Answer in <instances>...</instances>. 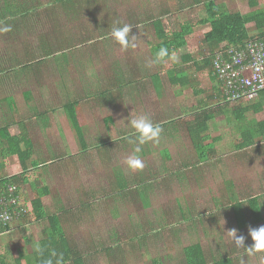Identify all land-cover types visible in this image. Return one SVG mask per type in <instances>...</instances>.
I'll use <instances>...</instances> for the list:
<instances>
[{
    "label": "rangeland",
    "instance_id": "rangeland-1",
    "mask_svg": "<svg viewBox=\"0 0 264 264\" xmlns=\"http://www.w3.org/2000/svg\"><path fill=\"white\" fill-rule=\"evenodd\" d=\"M22 1L29 3V5L26 6L29 13L33 9V5L37 7L36 12L30 13L32 17H28L24 20V18H20L18 15L16 17H11V14L7 11L4 12L6 10L5 7L11 4L18 6ZM38 1V3L32 4L31 0H0V11H3L5 15L1 17L0 21H3L4 24L10 22L7 25H11L12 27L10 32L0 34V61L3 63H7L10 56L19 57L21 61H25V58H23V56H25L23 55L24 46L28 45L30 51L35 52L34 49L38 50L43 40L51 42V39L54 37L60 39L62 32L58 34L59 28L71 32H78L80 31L79 28L81 27L82 21L84 23L87 22L89 18H92L93 21L97 23L104 15V12L100 16L98 11H94L93 15L96 16V21L86 6L78 11L79 13L77 16H68L65 10L59 8L54 11L56 15H58V18H52L50 21L49 17L51 15H48L47 12L44 11V7L48 4V0ZM170 1L171 0H112L109 4L108 21L120 22L122 26L123 24L132 25L135 19L144 20L146 17L150 16L151 19L159 18L164 14V11L168 10L169 5H171ZM203 1L206 0H197L196 2L202 3ZM215 1L217 4L224 3L226 8L231 12L238 11L246 14L251 11L247 0ZM257 1L258 7L255 8V10L259 9L264 11V0ZM172 2L177 5V8L182 5L181 7L184 10L181 12L178 11L179 13L170 17H173L177 21V24L184 22L190 23L194 28V33L187 38L186 49L176 55L178 57L177 61L174 62L170 60L161 65H157L158 63H156L149 67L151 70L156 71L159 69L162 71L180 65L182 63L181 55L185 53L190 54L193 59H200L203 56L209 55L208 48L202 44V39L207 28L206 26L198 25V23L206 17L202 5L195 3V0H172ZM37 12L40 13L38 19L35 16ZM163 20V24L166 26V29H168L169 26L166 24V19L164 18ZM142 30L149 34L147 37L150 45L158 43V39H156L153 28L150 25L144 26ZM249 31L251 35L255 34L254 28ZM131 32L133 34L134 31ZM133 35L139 36L137 32ZM150 35L151 37H149ZM111 43L113 44V40H110L108 45H111ZM136 43L139 45L141 41L137 39ZM117 45L116 47H110L112 50H108L106 46L98 40H92L89 44L84 45L77 43L76 47L71 49V53L68 51L66 54H60L61 62L56 59L46 64L51 70L43 72L41 70L37 71L38 68L33 67L35 71L29 69L22 75L13 74L14 71H12V73L7 71L0 75V78L5 80L0 82V125H4V123H9L13 120L12 113L8 109L7 102H5V98L10 96L15 98L20 112L26 111L28 109L26 108L27 106H35V108L38 107L40 110H45L46 112L43 121H46L47 126L52 131L51 134H46L42 125L36 126L29 132L32 137L38 140L41 139L40 141L44 140L45 144L41 145L40 149L44 152L45 157L39 158L33 156L31 161L37 168L36 170L29 169L27 171V176L31 182L36 175L35 172L43 168L38 167L40 163H46L51 160L54 161L50 163V167L47 168V170H51L53 174L52 178L46 177L44 180V184L51 190V195L48 199H45L44 202L46 203V210L49 213L62 211L60 213L61 217H65V220H67L65 223L63 220L64 230L66 234L73 239V242L78 244H80L84 238L93 236L101 238V240L105 241L107 244L115 241V245L119 248L120 240L119 238L112 240L113 232L119 227L122 228L123 223H127V220H129L128 223L131 226H137L142 230L145 229L146 232L149 230L151 231V234L147 235L145 238L149 241L148 245L140 247V249L139 247L137 248L138 245L136 246V244H141V234L140 236H134L135 240L131 242L133 246V263L128 259H121L122 256H118L117 254H115V256L121 258H116V260L107 259L104 254H91L89 258L84 260L85 264H156L155 262L161 264H179L182 258V249L194 243H199L206 251H208L209 248L213 252H219L217 255L218 257L235 258L234 264H264V251L255 252L253 254L246 253L245 249L235 245L230 234L227 232L231 229H236L237 235H244L245 243H247L248 239H251L248 234L249 229L261 226L254 224L248 213H245V226L243 229L238 228L236 222L232 218L233 216H224L215 213L214 221L216 219L219 223L213 224L204 222L207 221V218H202V223H200L197 214H193L195 217L194 222L173 226L164 235L159 237L154 236L153 229L155 227L162 230L160 229L163 220L161 215H163V212H166V210L171 211L176 206V200L182 199L195 209L197 213H202L203 210L207 208L211 209L215 206L214 200L217 203L219 200H221L220 202L222 203L224 202L221 198L222 192H227L226 182L230 180L232 184H234V192L237 193L240 198L246 194H264V152L262 150L264 142L258 141V139L255 140L254 146L244 151L246 156V159H244V157L241 156L243 152L235 148L241 141V129L239 128L241 124L229 126L228 122H233V118L231 113L228 114V112L225 116L228 114L229 120L227 121L224 119V116H220L210 124L209 131V134H212L211 138L221 136L220 141L214 142V149L217 154L222 155L221 162L225 161L231 166L229 172L222 175L223 179L218 176L215 180L210 176L206 179L205 175H211L212 177L213 175L212 173H205V185L200 181L199 184L201 183V186H198L190 177L185 176L186 173H183L182 177L179 176V178H174L172 180L166 179L169 177L168 174H156L157 169H155L156 166L154 168L153 164L156 162L159 151L164 149L169 150L172 159L170 162L168 161L167 167L175 171H179L181 166L180 162L184 160L188 153L191 152V154H193V146L187 134L186 137L183 135H175V138L169 137L165 139L160 137V142L158 144L149 142V144L145 146L147 150L143 151L142 149L139 153L144 164H148L145 165L144 168L154 170L150 174V178L151 176L154 178L152 182H157L155 188H153L154 183L151 184V190L143 192L145 197L142 198L139 204L129 206V200L119 201L117 203L114 202L115 206L118 205L120 209V215L115 219L111 216L110 212L113 208L111 207L112 204L108 206V209L106 208L107 212L104 213V216L103 214L99 216V219L95 217L89 218L88 215L84 216V218L79 221L74 219L73 216L75 215L71 213L79 207L73 205H77L75 202L80 200L79 196L83 185L93 184L100 187L103 186L108 191L109 182L111 180L110 168L114 169L115 167L120 171L125 168L126 164L124 161L132 154L135 146L131 147L127 145L128 141L125 137L121 136L117 140L103 143L104 147L108 144L106 148L114 155L113 162L108 161V163L100 169L91 167L89 170L86 169L80 172L76 169H63V154L66 157L78 151L77 140L73 133V129L62 109L63 103L69 100V96L65 89L66 87L64 88L65 82H68L67 77L72 81L71 91L73 92L74 90L78 93L77 95L73 92L77 100L80 99L79 95L81 94L90 95L91 93L95 94L99 92V89L107 83L111 85L109 87V93L111 92L113 96L114 94L115 96L119 95L120 98L104 97L100 98L98 103L94 101L87 102L85 100H83L82 104L80 103V109L81 107L83 108L87 120V125L83 128V131L85 132V139L89 144H94V138L96 140L97 136L99 137L97 145H103L100 143L108 140L106 133L101 135L104 129V118H113L115 123L113 127L114 130H125L129 127L127 120L137 115L149 114L153 116L156 111L164 113L170 106L177 108L180 104L186 105L183 110L186 115V111L188 110L187 107H190L194 103V98L191 95L192 89L190 87L179 89L173 85L165 84L160 92H158L160 94H155L150 91V89L149 92L145 91V86L138 90L135 86V88H127L124 85H118L119 83L117 79H115L116 77L114 79L112 78L111 68H117L119 61L126 60L129 62L130 58H127L131 56H133L136 61H138V57L143 60L146 54L137 55L136 51L134 52L135 54H133L131 48L122 50L120 45ZM96 51L100 53L99 56L94 55ZM148 56L150 57L149 54ZM17 59L18 58H16V60ZM151 60H153V58H150L149 61ZM149 61L147 60L145 63L146 66ZM64 66L66 68H64ZM102 70L106 71L101 72ZM191 70L193 71V68ZM124 72L128 71H121V73ZM139 72L140 75L141 71ZM134 77L138 80L137 72L134 74L133 80ZM161 78L162 81L165 80V75L163 73L161 74ZM197 81L205 92L206 90L207 92L211 91L210 87L212 84L209 80L207 71L197 76ZM150 88L154 89L153 85ZM26 92H31V100L28 102L22 96L24 95L23 93ZM97 104H100L101 108ZM235 105L236 104L230 103L231 108ZM50 109L53 110L49 113L48 110ZM19 116L21 115L16 116V119L21 118ZM245 119L246 122L264 121V110L260 114L248 112L245 115ZM40 120L42 122V119ZM34 123L40 124L34 121L31 123L29 122L27 124L29 131L30 125ZM11 133L15 134L13 128L11 129ZM49 140L50 142H48ZM207 143L212 144L210 140L207 141ZM46 145L49 148L47 151L43 149V146ZM256 145H258V151H255ZM2 148H4V145L1 144L0 165L3 166L0 168V174L5 177H10L21 171L20 165L13 157L3 158L1 155ZM78 168L79 167H77V169ZM63 172L66 173V175L62 174ZM179 173H181V170L178 174ZM175 176L176 175L173 177ZM166 180H168L166 187L160 188L159 184L161 185V183H163L162 181ZM157 186H159V188ZM20 191L24 202L29 204L33 199L31 185L20 186ZM138 191H140V189ZM135 196H137V194H135ZM229 197H231V194L228 195V198ZM243 198L244 197L241 199L242 201H244ZM99 199L101 202L100 204H102L103 199L106 198L100 197ZM144 200L146 201L144 202ZM113 201L106 199L108 203ZM144 206L147 207L143 209ZM130 211L132 213H130ZM262 213L264 216V206H262ZM146 219L149 221L145 222L144 220ZM197 222L199 223L198 228L193 224ZM47 225L48 223L46 220L41 222L35 221L30 213L26 215L24 221H15L12 224L13 231L9 234L0 236V257H2L4 261H8L9 263L7 264H15L17 259L15 256H18L20 260L24 262L22 264H37L34 252L37 249L39 240L43 237L41 231ZM175 234L177 235L175 236ZM108 260L113 262L109 263Z\"/></svg>",
    "mask_w": 264,
    "mask_h": 264
},
{
    "label": "trees",
    "instance_id": "trees-1",
    "mask_svg": "<svg viewBox=\"0 0 264 264\" xmlns=\"http://www.w3.org/2000/svg\"><path fill=\"white\" fill-rule=\"evenodd\" d=\"M112 0H48V4L45 5L44 11L47 12L49 20L52 18H58V15L54 11L61 8L65 10L68 16H77L78 11L83 9L84 6L88 8V10L92 13V17L96 20V16L93 15L94 11H98L99 15L104 12V15L97 23L93 21L92 18H89L87 22L82 21L80 31H68L66 29L59 28V32H62V36L60 39L58 37H54L51 39V42L44 41L39 46L38 50L34 49L35 52L30 51V47L28 45L24 46L23 58L25 61H21L19 57L10 56L8 62L0 61V75L9 71V73L13 74H24L29 69L38 68L37 71H47L51 70L46 66L52 60H56L61 62L60 54H66L68 51L71 53V49L76 47V44H89L93 41H101L102 44H105L106 47H109V41L113 40L110 36L111 29L113 26H121L120 22H109V4ZM197 4H201L206 17L203 18L198 25L206 26L207 31L204 34L202 39V44L207 47L209 55L203 56L200 59H193L190 54L181 55L182 63L177 65L171 69L165 70H151L147 68L145 72L142 73V80L136 79L134 77L133 80V68L130 65V62L123 61L118 62L117 68H111L112 78L117 79L118 85H124L130 87L144 88L145 91H149L152 85L156 93L160 92L163 85H173L179 89H185L190 87L195 95L201 96L205 91L200 88L197 76L207 71L209 75V79L216 82V86L212 89V96L206 95L203 98H198L197 102L191 107H188V111L186 115L184 112L180 115L173 110L169 109L164 115L165 120L160 123V127L162 128L161 135H165L166 137L175 138V135H183L190 140L193 146V154L188 153L184 160L180 162L181 173L178 174L179 171L170 170L167 167V164L157 166L156 174L163 175L168 174L169 177L166 179H174L182 177L183 173H186L185 176L190 177L192 181L195 182L198 186H201V181L203 185H205L204 180L208 176L213 178L220 177L223 179L222 175L227 174L231 168L229 163L222 161L220 154H217L214 149V142L220 141L221 136L211 138L212 134H209L210 124L213 120L219 118L220 116H224L225 120H229L228 114L231 113L233 122H228L229 126L231 125H240L241 129V141L235 146L236 150L242 151V157H246L244 151L253 147L255 144V140L264 142V121L261 122H253L245 120V115L248 112H252L253 114H260L264 110V94L260 97L259 101L251 104H236L235 106L230 107V103L224 102L221 100L220 96L222 95L220 90L222 89V82L219 81L218 74L215 71L216 63H219L216 60V55L221 56L223 60H227L228 53L230 51H243L245 46L249 44L250 41L253 40H261L264 38V11L263 10H255L258 7L257 0H247L248 6L251 8L246 14L235 11L231 12L226 8L224 3H215V0H206L202 3L196 2ZM38 0H31V3L36 4ZM171 5L167 11H164L159 18L146 17L144 20H134L132 25V30L136 33V31H141L144 26L150 25L153 28L156 39H158V43L151 47V58L155 59L156 53L159 51L161 47L167 48L169 53H175L177 55L181 51L186 49L187 46V38L193 35L194 28L190 23H181L177 24V21L170 17L172 15L183 11L184 9L180 5L177 8V5L170 1ZM21 4L18 6L9 5L5 7L4 12H8L11 14V17H16L17 15L20 18L27 19L28 17H32L30 15L31 12H36L37 7L33 5V9L29 13L28 8L26 6L29 3L20 2ZM168 3V1H167ZM23 11V12H22ZM179 11V12H178ZM22 12V13H21ZM40 13H35L36 18H39ZM5 16L3 11H0V20L1 17ZM35 18V17H33ZM31 18V19H33ZM166 19V26L163 24ZM97 21V20H96ZM10 23V22H9ZM6 23V24H9ZM131 25V24H130ZM83 26V28H82ZM254 28L255 34H250V29ZM75 32V33H74ZM79 33V34H78ZM131 33V32H130ZM77 40V41H76ZM258 40V41H259ZM95 43V42H94ZM247 43V44H246ZM115 47V46H114ZM40 49V50H39ZM97 52V51H96ZM16 58H18L16 60ZM171 59L165 57L163 61L158 62L157 65H161ZM7 64V66H6ZM19 66V68H18ZM16 67V68H15ZM34 67V68H33ZM193 68V71L191 70ZM64 68H66L64 66ZM58 70V69H55ZM122 70H126L128 72L121 73ZM137 70V69H136ZM191 70V71H190ZM35 71V70H34ZM106 70H102L101 72H105ZM59 72V71H55ZM35 73V72H34ZM165 75L164 83L161 78V74ZM68 82H65L64 88L66 89V93L69 96V100L62 105L63 111L66 113L72 129L76 135L77 144L81 148H86V140L82 133V127L84 126V120L80 116V100L83 95H79L80 99H76L73 95L78 93L73 90L71 91L72 84L71 79L69 77ZM5 81L0 78V82ZM140 81V82H139ZM144 82H148L146 85ZM68 85V87H67ZM109 83L105 84L99 89L98 94L95 96L96 99L104 98V97H116L109 93ZM134 87V88H135ZM144 91V90H143ZM139 92V91H138ZM22 95L25 100L28 102L31 100V92L23 93ZM89 98L88 94H86ZM5 102H7L8 109L12 113L13 120L9 123H4V125H0V145H4V148L1 149V155L3 158L13 157L17 163L20 165L21 171L17 174H13L10 177H5L0 174V184H12L16 186L18 189L20 186L31 185L33 199L32 202V214L35 221H43L46 220L48 225L44 227L41 231V235L43 236L37 245V249L34 252L35 259L37 264H48L51 261V264H85L84 260L89 258L91 254H104L107 259L116 260L120 259H128L131 263L134 257L133 255V246L131 242L134 239V236H140L141 244H136L137 248L145 247L148 245V242L145 238L147 235L151 234V231L148 232L138 228L136 226H131L127 220V223H123V227H119L114 230L112 240L119 238L120 246L118 248L115 245V241L109 242L107 244L105 241L101 240L99 237L89 236L88 238H84L83 241L78 244L73 242L64 230V223L67 222L65 217H61L60 212L57 213H49L46 210V207L43 206L42 198L50 195V190L44 184V180L47 177L43 175V170H38L33 180L30 182L29 177L27 176V171L29 169H36L37 166L32 164L31 158L34 156L33 145L28 136L27 130L25 129V122H28L31 119H45V110H40L35 106H27L28 108L24 112H20L15 98L13 96L5 98ZM53 109L48 110L50 113ZM228 114L225 116V114ZM21 115L19 119H16V116ZM176 116V117H175ZM180 117V118H178ZM23 118V119H22ZM177 118V119H175ZM163 119V118H162ZM104 127L108 137L113 140L119 139L122 137H127L126 131H116L114 130V120L111 117L104 118ZM237 123V124H236ZM15 131V134L11 133V129ZM231 128V127H230ZM17 136V137H16ZM135 137V136H133ZM211 141V143H207V141ZM105 142V141H104ZM255 151H258V145L255 146ZM82 150V149H81ZM80 150V153L82 151ZM264 152V146H263ZM164 155L165 160L171 161V155L169 150H163L161 152ZM78 154L77 156H79ZM48 163V162H46ZM46 163H40L38 167H44ZM3 165H0L2 168ZM42 169V168H41ZM220 169V170H219ZM47 170V168H46ZM114 167L111 169V180L109 182L108 191L106 188L99 192L96 197L93 191L87 190L85 187L81 191V199L76 201L75 203L79 208L73 211L71 214L76 221L83 219L84 216L89 218L95 217L99 219L100 215L107 212L106 208L108 206L113 207L110 212L111 216L115 219L119 217L118 211L114 204L119 201H125L127 199L130 200L131 197H135V194L142 192H146L147 190H151V184L153 176L150 178V174L154 170H148V175L144 174V168L140 171L129 170L127 166L121 171ZM220 171V172H219ZM227 172V173H226ZM49 173V170H48ZM205 173H212L211 175H205ZM178 174V175H177ZM176 175L175 177H173ZM229 175V174H228ZM165 179V178H164ZM160 188L166 187V181H162ZM157 182L153 185L155 188ZM159 186H157L159 188ZM227 192H222V200L223 203H217L215 200V206L211 209L207 208L203 210L202 213H197L195 209H193L190 205L187 204L184 200H176V206L171 210H166L163 212L161 228L159 230L157 227L153 229L154 236L159 237L164 235L169 231L173 226L185 224L187 222H194L195 217L193 214H197L198 220L202 223V218H207L206 223H216L217 220L214 221V214L219 213L224 216H233V220L236 222L239 229H243L245 226V213L252 218V221L256 225H264V216L262 213V206H264V194L254 195V194H246L240 196L234 192V184H232L231 180L226 182ZM140 189V191L138 190ZM231 194V197L228 198V195ZM239 197H238V196ZM105 197L113 201L111 203L106 202V199H103V203L100 204L99 198ZM130 197V198H129ZM243 198L244 201L241 199ZM74 202V201H73ZM74 204V203H73ZM98 212V213H97ZM102 216V217H103ZM64 220V223H63ZM148 222L149 220H144ZM194 226L198 228L199 223H193ZM178 234V233H177ZM175 234V236L177 235ZM117 235V237H116ZM253 243L251 239H248L246 246H250ZM94 253H93V252ZM237 251V250H235ZM236 253V252H235ZM247 253V252H246ZM219 252H213L208 248L206 251L199 243H194L184 247L181 251L182 258L180 259L179 264H234L235 258H223L218 257ZM239 256V255H238ZM264 257V254H263ZM109 263L113 262L108 260ZM21 261L19 258L16 259L15 264H20ZM0 264H6L3 258L0 260ZM27 264V263H26ZM156 264H161L157 263Z\"/></svg>",
    "mask_w": 264,
    "mask_h": 264
},
{
    "label": "crops",
    "instance_id": "crops-1",
    "mask_svg": "<svg viewBox=\"0 0 264 264\" xmlns=\"http://www.w3.org/2000/svg\"><path fill=\"white\" fill-rule=\"evenodd\" d=\"M136 20V19H135ZM206 31H207V29H206ZM137 32V34L139 35V36H137V39H139L140 41H141V43L138 45L137 43V46L133 49V48H131L132 49V53L133 54H135L134 52L136 51V54L137 55H139V54H146V56H145V58L143 59V60H141L139 57H138V61H136V59L135 58H133V56H131V57H128L127 59H129L130 58V60H129V62H130V65L129 66H131L132 68H133V70H134V72H133V74H135L136 72H137V76H138V79H140V80H142L141 78H142V73L143 72H145V70L147 69V68H149L148 66H146L145 65V63L147 62V60L149 61L150 60V58H151V47L152 46H154V45H156V44H154V45H150L149 44V42H148V35L149 34H147V33H145L143 30H141V31H136ZM135 32H133V34H134ZM132 34V32L129 34V35H131ZM132 34V35H133ZM149 37H151V35L149 36ZM136 39V40H137ZM157 41V40H156ZM118 43H116L114 40H113V44L111 43V45L109 46V47H106L108 50H112V49H110V47H116V46H118L117 45ZM103 45H105V44H103ZM102 46V45H101ZM141 46V47H140ZM99 54L100 53H98V52H96V54H94V55H97V56H99ZM148 54L150 55V57L148 56ZM105 55V54H104ZM93 56V55H92ZM94 57V56H93ZM149 57V58H148ZM124 59V58H123ZM126 61V60H125ZM119 62H123V61H119ZM97 64V63H96ZM98 65V64H97ZM137 69V70H136ZM141 71V74L139 75V71ZM201 74H203V72L202 73H200L199 75H201ZM198 75V76H199ZM134 76V75H133ZM210 80V79H209ZM210 82H211V87H210V89H211V91H209V92H207V90H206V92H204L201 96H197V95H195V93L193 92V90H192V92H191V95H192V97L194 98V103L192 104V105H194L195 104V102H197V99L198 98H203L205 95L207 96V97H209V95L210 96H212L213 94H212V89H214L213 88V86L215 87L217 84H216V82L215 81H212V80H210ZM142 83V82H141ZM145 83V85L148 83V82H144ZM143 83V84H144ZM199 84V83H198ZM200 86V85H199ZM127 88H130V85H128V86H126ZM132 87V86H131ZM201 88V87H200ZM202 89V88H201ZM179 90V89H178ZM204 90V89H203ZM150 91H152L153 93H155V94H160V93H156V91L154 90V89H150ZM205 91V90H204ZM144 92V91H143ZM149 92V91H148ZM136 93V92H135ZM81 94V93H80ZM181 94V93H180ZM82 95V94H81ZM80 95V96H81ZM96 96H98V94H95ZM89 96V98H86L87 97V95H83L81 98V100H80V103L82 104V102H83V100H85V101H87V102H90V101H94L95 103H98L99 101V99L100 98H98V99H96L95 98V96H93V94L91 93L90 95H88ZM212 97H214V96H212ZM116 98H118V99H120L119 98V95L118 96H116ZM97 105H99V107L101 108V105L100 104H97ZM191 105V106H192ZM185 106L186 105H184V104H180L177 108H173V107H169L164 113H161L160 111H156L155 113H154V115L153 116H150L149 114H147L151 119H152V121H153V123L154 124H159L160 125V123H162L164 120H165V113L166 112H168L169 111V109L170 108H172V109H176L177 111L176 112H174V113H178V114H182L184 111V108H185ZM190 106V107H191ZM188 108V107H187ZM186 112H189L188 110L186 111ZM80 116H81V118L84 120V126L82 127V133H83V135H84V137H85V132L83 131V128L87 125V120H86V117H85V112H84V110H83V108L81 107V109H80ZM66 114V113H65ZM66 117H67V115H66ZM176 117V116H175ZM163 118V119H162ZM178 118H180V117H178ZM68 121H69V119H68V117L66 118ZM214 121V120H213ZM70 122V121H69ZM38 123H40V124H37V123H34V124H32L31 126H30V132L36 127V126H40V125H42V128L44 129V131H45V133L46 134H51V130H50V128L47 126V124H46V121H44V123H41V122H38ZM71 124V123H70ZM103 125H104V123H103ZM72 127V126H71ZM116 131H122V130H119V129H116ZM125 131H126V135H127V137H125L126 138V140L128 141L127 142V145H129V146H131V147H134V146H136L134 143H129V140L131 139V140H135V137H133L134 135L132 134L133 133V130L130 128V127H128L127 129H125ZM73 133H74V131H73ZM103 133H106V130H105V127H104V129L102 130V132H101V135H103ZM75 135V134H74ZM106 136H107V139L108 140H105V142L106 141H111V140H113L112 138H110V137H108V134L106 133ZM76 137V136H75ZM161 137L162 138H169L168 136L166 137L165 135H161ZM98 136H97V138H96V140H95V138H94V141H95V143L93 144V143H91V144H89V143H87V141H86V146H87V149L86 148H81L80 149V147H79V145L77 144V147H78V151L75 153V154H71L70 156H64V154H63V161H64V164H63V169H65V168H70V169H72V170H77L78 172H80V171H83V170H89L91 167H95L96 169H100V168H102V166H105V164H107L108 163V161L109 162H113L114 161V155L112 154V153H110L109 151V149H107L106 147H107V145L108 144H106V147H104V144L103 143H105L104 141L103 142H101L100 144H103V145H97V140H98ZM31 140H32V143H33V151H34V156H36V157H45L44 156V152H42L41 151V149H40V146L41 145H44L45 144V142H44V140L43 141H40L41 139H36L35 137H32L31 136ZM86 140V139H85ZM48 142H50V140L48 141ZM47 142V143H48ZM147 144H149V143H147ZM146 146V144L145 145H142L141 146V150L143 149V151H145V150H147V147H145ZM102 147H104V148H102ZM145 147V148H144ZM43 149H45L46 151L47 150H49V148L47 147V145L46 146H43ZM80 150L82 151V153H80ZM164 150H168V149H164ZM163 150H161V151H159L158 152V155H157V157H156V162H154V164H153V166H161V165H165V164H167L168 163V160H165V158H164V155H162L161 154V152H162ZM78 154H80L79 156H77ZM172 159V158H171ZM244 159H246V158H244ZM48 163H46V165L42 168V169H40V170H43L44 169V171L42 172L43 173V175H46L47 176V178H52V176H53V174L51 173V170L49 169V173H48V170H46V168H48V167H50L49 166V164L47 165ZM145 165H148V164H145ZM150 166V165H149ZM77 167H79L78 169H77ZM107 168V167H106ZM111 169L112 168H110V172H111ZM36 170V169H35ZM62 174H65L66 175V173H62ZM144 174L145 175H148V170H147V168H144ZM110 176H111V174H110ZM72 178V177H71ZM86 188L87 190H89V191H93L94 192V194H95V196L97 197L98 196V194H99V192L100 191H102V190H104L105 188L103 187V186H96V185H93V184H86V185H83V187H82V189L83 188ZM81 195V194H80ZM143 197H145V194L143 193V192H140V193H138L137 194V196H135V197H129L130 198V200L129 199H127V200H129V206H133L134 204H139L140 202H141V200H142V198ZM73 198V197H72ZM79 198H80V200H81V197L79 196ZM97 200H100V199H97ZM146 200H144V202H145ZM147 206H144L143 207V209H145ZM116 209H117V211H118V214L120 215V209H119V207H118V205H116ZM133 210H136V209H133ZM141 210V209H140ZM139 211V210H138ZM130 213H132L131 211H130ZM137 227V226H136ZM139 228V227H138ZM2 236V235H1ZM37 241V240H36ZM0 247H1V243H0ZM18 254H19V252H18ZM16 258H19L18 256H15ZM2 259V257H0V260ZM20 259V258H19ZM21 261V263L20 264H22V263H24L22 260H20ZM5 263L7 264V263H9L8 261H5ZM26 264V263H25Z\"/></svg>",
    "mask_w": 264,
    "mask_h": 264
},
{
    "label": "clouds",
    "instance_id": "clouds-1",
    "mask_svg": "<svg viewBox=\"0 0 264 264\" xmlns=\"http://www.w3.org/2000/svg\"><path fill=\"white\" fill-rule=\"evenodd\" d=\"M132 27L133 25L123 24L122 26H113V28L111 29V32H110L111 38L120 45L122 50H127L129 48H135L137 46L136 44L137 36L129 35L132 30ZM11 30H12L11 25L4 24L3 21H0V34L8 33ZM165 57L170 58L174 62L178 60V57L175 55V53L170 54L167 48L161 47L159 51L156 53L155 59L149 61L147 66L151 67L154 64L160 61H163ZM220 98L223 101L222 95L220 96ZM33 121L41 122L40 119L36 118V119H31L28 122H25V125H24L25 129L27 130L31 143H32L31 135L29 133L30 131L28 130L27 124ZM41 123H44V121L42 120ZM127 124L133 130L132 134L135 136V140L130 139L129 143H134L136 146L134 147L132 154L126 158L124 163L126 164L129 170L140 171V170H143V168L145 167L143 160L139 156V153L141 152V146L149 142L153 144H158L160 142L162 128L160 127L159 124H154L152 119L147 114L137 115L131 118L130 120H127ZM52 162L54 161L53 160L48 161V164ZM9 187L13 188L12 192L9 191ZM11 193H13V198L16 200L14 205H12L11 207V211L15 210L16 212H18V215L16 216L14 220H12L9 227L5 228L4 230H2V232H0V236L11 233L13 231L12 224L15 221H19V220L24 221L26 219V215H28L29 213L33 216L32 202L30 201L29 204H26L24 200L22 199L20 188L18 189L16 186H13L12 184H3V185L0 184V203L6 200L9 201ZM50 195H51V190H50ZM49 196L42 198L43 206H45L46 204L44 203L45 199H48ZM227 232L230 234L235 245L239 248L245 249L248 254H253L255 252L264 251V225L258 228L249 229L248 234L251 237V240L253 241V243L250 246H245V236L237 235L236 229H231ZM48 264H51V261H49Z\"/></svg>",
    "mask_w": 264,
    "mask_h": 264
},
{
    "label": "built area",
    "instance_id": "built-area-1",
    "mask_svg": "<svg viewBox=\"0 0 264 264\" xmlns=\"http://www.w3.org/2000/svg\"><path fill=\"white\" fill-rule=\"evenodd\" d=\"M250 41L243 51H230L227 60L216 55L215 65L219 81L222 82L224 102L251 104L264 94V38ZM9 191H13L9 187ZM16 200L13 193L9 201L0 203V232L9 227L18 212L11 211Z\"/></svg>",
    "mask_w": 264,
    "mask_h": 264
}]
</instances>
